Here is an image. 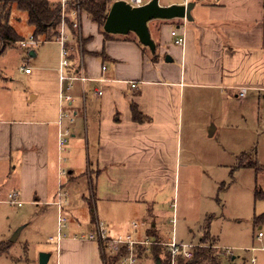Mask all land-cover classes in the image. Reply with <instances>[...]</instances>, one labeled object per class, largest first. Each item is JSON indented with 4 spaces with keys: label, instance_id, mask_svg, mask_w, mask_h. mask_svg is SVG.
I'll use <instances>...</instances> for the list:
<instances>
[{
    "label": "crops",
    "instance_id": "obj_1",
    "mask_svg": "<svg viewBox=\"0 0 264 264\" xmlns=\"http://www.w3.org/2000/svg\"><path fill=\"white\" fill-rule=\"evenodd\" d=\"M49 1L59 4L61 0ZM114 1L109 0L108 9ZM158 3L193 6L191 19L148 22L154 51L133 32L104 31L84 9H78L77 27L72 25V15L67 16L64 34L67 44L73 45L68 72L86 80H73L71 88L65 89L71 100L61 103L70 117L63 119L62 128L69 134L62 147L58 146L57 123L60 23L58 36L49 40L58 43L59 50L57 65L45 69L51 76L47 106L16 108L9 115H0V169L3 182L10 183L8 191L18 192L21 206L28 204L34 210L55 207L57 225L59 214L65 219L55 235L48 237L51 246L38 249L50 253L46 264H103L99 242L83 237L95 226L88 202L95 204V221L104 222L111 238L130 234L137 240L185 242L174 234L161 238L158 225L165 217V205L171 206L175 215L171 202L178 194V177L191 131L187 112L199 96L207 101L217 99L216 107L220 106L228 119L233 116L228 104L237 101L239 118L245 127L253 125L256 131V160L264 158V143L260 144L264 142V0ZM173 30L183 36L182 45L174 43ZM32 48L30 56H35ZM25 73L30 75L31 71ZM37 97L30 93L29 101ZM207 104L213 118L217 111L214 113L209 101ZM135 110L141 120L135 118ZM219 128L215 126L213 133ZM63 153L77 158L63 165ZM89 169L92 173L86 174ZM133 214L144 221L143 235L133 221L128 231L123 229L124 217ZM18 223L8 234L22 227L17 239L31 226L30 220ZM34 230L40 228L35 225Z\"/></svg>",
    "mask_w": 264,
    "mask_h": 264
},
{
    "label": "rangeland",
    "instance_id": "obj_2",
    "mask_svg": "<svg viewBox=\"0 0 264 264\" xmlns=\"http://www.w3.org/2000/svg\"><path fill=\"white\" fill-rule=\"evenodd\" d=\"M26 19V12L12 10L10 23L25 39L31 33ZM30 50L22 48L19 42L2 50L0 48L2 116L9 115L8 112L16 108L32 110L48 104V81L51 76L45 69L57 65L59 44L54 41L38 44L32 48L35 56L29 55ZM21 66L29 68L31 74H26ZM51 75L56 78V75ZM30 93L38 94V97L29 101ZM206 98L199 96L192 103V110L187 112L191 130L187 139V154L178 177L177 197L170 201L175 206V215L171 206L165 205V217L158 225L160 237L168 239L174 234L177 240L203 245L200 244L201 239L209 232L212 252L215 250L220 263L231 264L234 260V264H264V158L254 164L262 172L242 166L253 165L257 157L256 131L253 125L245 127L239 118L237 101L228 104L227 110L233 115L228 119L223 116L220 106L216 107L219 101L209 98L214 113L217 111L210 118ZM219 115L220 119L216 121ZM215 126L220 127L218 131L209 134ZM243 152L249 154L242 155ZM73 155L67 157L63 153V165L69 160H76L77 155ZM88 173L92 171L89 169ZM3 181L0 169V191L3 192L0 199L4 200L0 201V239L6 237L9 240V232L18 226L21 219L30 220L31 226L23 230L20 238L10 242L7 252L0 255V264H39L37 259L41 251L38 249L40 246H51L48 237L54 236L58 228L56 209L50 205L34 210L28 204L21 207L8 204L5 199L11 187L10 183ZM87 205L90 213L95 215V204L89 202ZM133 218L134 214L126 219L124 217L123 229L128 231L133 221L138 224L139 234L143 235L144 221L140 215ZM35 225L40 231L35 232ZM152 237L155 238V235ZM106 249L102 247L105 255L112 257ZM140 253L137 264H154L151 255L145 256V251ZM251 257L255 258L254 263L250 261ZM112 264L117 263L114 261Z\"/></svg>",
    "mask_w": 264,
    "mask_h": 264
},
{
    "label": "trees",
    "instance_id": "obj_3",
    "mask_svg": "<svg viewBox=\"0 0 264 264\" xmlns=\"http://www.w3.org/2000/svg\"><path fill=\"white\" fill-rule=\"evenodd\" d=\"M109 0H78L76 3H70L68 10L78 9L86 10L91 19L98 23L102 28L105 21V17L108 11ZM16 9L27 13L26 22L32 29V36L39 42H45L54 40L58 36V25L60 23V5L52 3L49 0H0V48L1 50L7 46L13 45L22 39L14 26L10 23V17L12 10ZM68 21V20H67ZM68 23V22H67ZM69 24V23H68ZM136 111V110H135ZM135 118L142 119L139 112L134 113ZM242 155H247L242 153ZM251 155V154H250ZM253 157V155H252ZM254 158V157H253ZM254 164H257L256 158H254L252 164H244L243 167H251L255 170L259 169ZM264 170V166L262 167ZM89 203V202H88ZM91 222H95V215L90 213ZM205 240V241H204ZM212 239L209 232L204 234V238L201 239L200 245L194 252L191 259L185 260L182 257H177L176 264H221L218 259V255L215 250L212 252ZM159 242V241H155ZM209 242V244H206ZM100 247L103 245L99 242ZM10 246L8 240H0V255L6 253ZM145 251V256L151 255L154 264H167L169 259V253L167 248L163 245L151 244L148 246H138L137 257L140 258V252ZM112 256V255H111ZM103 264H112L116 261V257H107L105 253H102ZM234 264V263H231Z\"/></svg>",
    "mask_w": 264,
    "mask_h": 264
},
{
    "label": "built area",
    "instance_id": "obj_4",
    "mask_svg": "<svg viewBox=\"0 0 264 264\" xmlns=\"http://www.w3.org/2000/svg\"><path fill=\"white\" fill-rule=\"evenodd\" d=\"M132 5H141L143 4L141 0H132ZM78 0H61L60 5V35L57 37V41L60 44V59L58 64V82H59V98H60V112L58 117V146L62 147L66 141L67 136L69 134V131L67 128H62V123L64 118L70 117L65 113V111L62 109V101H70L71 100V94L65 92V89L68 90L72 86L73 80H80L84 81L86 80L85 77L82 75H72L68 72V68L70 66V58L69 55L71 53V50L73 49V45L67 44L66 35L65 33V19L70 14L72 15L73 22L72 25L74 27L78 26V18H77V12H79L78 7L76 9H72L69 13L68 6L70 3H76ZM171 35L174 36V43L178 45H182L184 38L183 36L177 35L176 31H171ZM38 41L33 37L30 36L27 39H21L19 41V45L22 48H32L36 46ZM24 72H29V68L23 67L22 68ZM102 69H105L103 66ZM78 74V72H76ZM80 74V73H79ZM67 82L66 86L64 83ZM134 86V84H132ZM101 93V91H99ZM244 93L241 91L239 92V95L242 96ZM5 201L13 206H21L22 201L19 199V194L17 191L13 190L7 194V197ZM64 218L59 214L58 215V225L63 226L64 225ZM136 225L133 224V227ZM261 233L259 232L258 236H260ZM85 238L87 239H93L97 240L98 242H101L104 248H108L110 254L117 257V264H137L138 257H137V248L138 246H146L151 244H157V245H163L167 248V251L169 253V259L167 261V264H176L177 257H182L185 260L191 259L194 255L195 250L200 246L195 243H186V242H179L174 239H171L170 241L166 243L162 242H155V241H149L147 239L144 240H137L134 239L130 234L126 235H119L117 237H109L107 234V230L105 227L104 222L102 221H95L94 229L84 234ZM251 262H254V258L251 259Z\"/></svg>",
    "mask_w": 264,
    "mask_h": 264
},
{
    "label": "water",
    "instance_id": "obj_5",
    "mask_svg": "<svg viewBox=\"0 0 264 264\" xmlns=\"http://www.w3.org/2000/svg\"><path fill=\"white\" fill-rule=\"evenodd\" d=\"M192 6L193 3L162 6L159 5L158 0H149L144 4L133 6L125 0H117L108 9L103 23V29L111 34H127L133 32L142 44L148 46L151 51H154L155 44L150 37L148 22L153 19H191L190 10ZM29 55H33V52L30 51ZM212 133L213 130L210 129L209 134ZM21 229L22 227H18L8 241H16ZM49 256L50 253L48 252H40L38 255V263L46 264Z\"/></svg>",
    "mask_w": 264,
    "mask_h": 264
}]
</instances>
